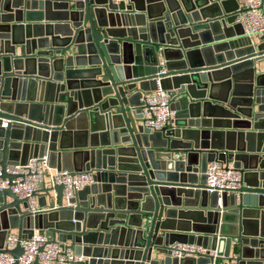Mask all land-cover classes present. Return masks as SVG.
Returning <instances> with one entry per match:
<instances>
[{
	"label": "water",
	"instance_id": "1",
	"mask_svg": "<svg viewBox=\"0 0 264 264\" xmlns=\"http://www.w3.org/2000/svg\"><path fill=\"white\" fill-rule=\"evenodd\" d=\"M239 1L0 0L1 179L12 180L6 166L47 156L50 169L93 180L69 207L63 187L44 182L35 215L1 190L0 253L17 260L20 246L2 251L6 236L37 230L81 255L77 264L211 260L171 258L174 243L237 247V264H264V35L243 36ZM160 59L176 114L150 132L141 96L157 88ZM215 159L243 180L221 205L202 190Z\"/></svg>",
	"mask_w": 264,
	"mask_h": 264
},
{
	"label": "built area",
	"instance_id": "2",
	"mask_svg": "<svg viewBox=\"0 0 264 264\" xmlns=\"http://www.w3.org/2000/svg\"><path fill=\"white\" fill-rule=\"evenodd\" d=\"M113 4H130L132 0H110ZM235 24H239L243 36L250 43L259 41L264 35V0H240L239 7L234 13ZM157 73V88L154 91L143 92L141 96L140 114L141 124L150 132L161 131L169 126L174 119L175 112L171 109V100L167 91L163 90L159 84V77L165 74L164 62L160 59ZM2 127H6L3 121ZM185 153H177L175 157L185 159ZM6 174L12 176V180H2L0 166V191L10 189L18 199L27 200L28 209L32 215L41 212L37 208V198L35 193L40 190L45 179L48 178L50 185H60L63 187V207H69L70 199L93 183L92 173L82 171L69 173L66 171H56L49 168L47 156L29 159L24 165L6 166ZM205 185L202 190L207 193H216L219 196L218 204L221 205L220 196L240 195L243 188L242 173L229 163H223L217 159L209 162L206 167ZM20 246L23 253L17 260L7 252L0 253V264H77L83 261L81 255H77L71 248L62 246L58 242H51L45 233L37 230L31 238L18 239L16 233L10 232L5 239L2 251H11ZM169 255L176 259H199L203 257L211 258L207 264H237L232 258L219 256L218 251L206 249L193 243H174L169 246Z\"/></svg>",
	"mask_w": 264,
	"mask_h": 264
},
{
	"label": "crops",
	"instance_id": "3",
	"mask_svg": "<svg viewBox=\"0 0 264 264\" xmlns=\"http://www.w3.org/2000/svg\"><path fill=\"white\" fill-rule=\"evenodd\" d=\"M42 18H47L48 20H54L55 18H58L56 15H48V17H42ZM32 22H36L38 20L37 17H31L29 18ZM42 23V22H41ZM44 24H46V22H43ZM52 24V23H51ZM26 29V28H25ZM31 31V30H30ZM25 32V33H24ZM24 34H26V30H24ZM40 32L43 34L45 32V29L41 28L40 29ZM49 32L51 33L52 32V28L49 30ZM244 42H248L247 40H244ZM260 43V40L258 41H254L253 44H259ZM244 45V44H240V47ZM19 50H21V48H19ZM255 74L258 75V74H264V60H261L260 62H257L255 63ZM173 111L175 112L176 114V110H174V108H172ZM230 165L231 162L229 163ZM45 186L46 187H49L50 186V182L48 181V178L45 179ZM52 196L55 195V193H51ZM8 202H10V200L8 199ZM45 209H48V207H46ZM44 210V209H43ZM12 233H16V231H11ZM40 233H44L43 231H38ZM192 234V233H191ZM217 251L218 253H221V254H225V252H227V254L229 255L230 258H236L238 256V249L237 247L234 248V247H231V249L229 250L228 247L226 245H217Z\"/></svg>",
	"mask_w": 264,
	"mask_h": 264
}]
</instances>
